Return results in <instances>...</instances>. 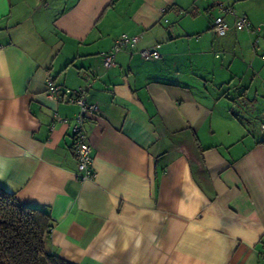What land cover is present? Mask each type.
I'll list each match as a JSON object with an SVG mask.
<instances>
[{"label": "crops", "instance_id": "obj_1", "mask_svg": "<svg viewBox=\"0 0 264 264\" xmlns=\"http://www.w3.org/2000/svg\"><path fill=\"white\" fill-rule=\"evenodd\" d=\"M219 1L221 36L209 0H0V187L49 214L48 254L264 264V0ZM236 11L261 30L234 29ZM121 34L137 43L105 68ZM49 78L98 107L91 178L78 106L48 97Z\"/></svg>", "mask_w": 264, "mask_h": 264}, {"label": "built area", "instance_id": "obj_2", "mask_svg": "<svg viewBox=\"0 0 264 264\" xmlns=\"http://www.w3.org/2000/svg\"><path fill=\"white\" fill-rule=\"evenodd\" d=\"M211 8L217 10V14L213 17L211 29L216 35H224L230 26L225 22L223 13L228 12L231 14L233 10L226 8L219 0H209ZM235 20L233 23L234 29L237 31L259 32L262 28L261 25H253L247 16L244 14L234 15ZM138 38L136 36H129L127 34H121L117 37L108 52L101 53L102 64L105 68H108L114 64L115 53L123 49L134 48ZM140 55L143 58H158L159 53L151 49H142ZM46 93L48 97L54 99L56 102L64 101L78 106V114L75 118V124L72 128V149L77 159V165L79 170V177L82 180L91 178L92 172V143L90 137L84 129L85 122L89 120H95L98 107L96 104L87 103L85 91L81 88L76 90L63 89L54 84L52 79L46 81ZM67 97V98H66ZM58 121L62 118L57 117ZM260 131L264 135V124L260 126ZM262 256H264V250H262Z\"/></svg>", "mask_w": 264, "mask_h": 264}, {"label": "trees", "instance_id": "obj_3", "mask_svg": "<svg viewBox=\"0 0 264 264\" xmlns=\"http://www.w3.org/2000/svg\"><path fill=\"white\" fill-rule=\"evenodd\" d=\"M51 227L46 211L19 202L0 187V264H70L46 252Z\"/></svg>", "mask_w": 264, "mask_h": 264}, {"label": "rangeland", "instance_id": "obj_4", "mask_svg": "<svg viewBox=\"0 0 264 264\" xmlns=\"http://www.w3.org/2000/svg\"><path fill=\"white\" fill-rule=\"evenodd\" d=\"M213 11H214V15H216L217 14V10L216 9H213ZM237 12V14L236 15H241L242 13H240V11H236ZM245 31V30H244ZM196 36V35H195Z\"/></svg>", "mask_w": 264, "mask_h": 264}]
</instances>
